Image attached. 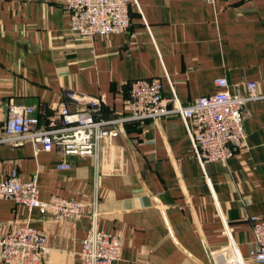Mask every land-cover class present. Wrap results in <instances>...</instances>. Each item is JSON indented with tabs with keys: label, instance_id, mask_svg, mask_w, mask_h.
I'll return each instance as SVG.
<instances>
[{
	"label": "crops",
	"instance_id": "1",
	"mask_svg": "<svg viewBox=\"0 0 264 264\" xmlns=\"http://www.w3.org/2000/svg\"><path fill=\"white\" fill-rule=\"evenodd\" d=\"M138 1L142 14L132 7L126 32L90 38L70 29L66 0H0V116L24 103L48 117L53 105H74L71 96H104L98 117L123 116L139 78L160 79L164 95L186 105L215 93L220 77L232 94L255 81L264 95V0ZM247 108V146L228 163H201L179 115L125 123L97 157L0 145V181L16 171L23 181L37 177L43 201L87 204L71 220L0 199V234L28 223L48 235L44 264H82L95 206L99 228L123 241L113 264H217L213 252L229 243L225 221L248 260L247 217L264 219V98Z\"/></svg>",
	"mask_w": 264,
	"mask_h": 264
},
{
	"label": "built area",
	"instance_id": "2",
	"mask_svg": "<svg viewBox=\"0 0 264 264\" xmlns=\"http://www.w3.org/2000/svg\"><path fill=\"white\" fill-rule=\"evenodd\" d=\"M214 2L215 0H203ZM69 27L83 37L126 32L131 26V10L138 0H66ZM142 14V13H141ZM217 91L183 104L176 93L166 97L163 83L158 78H139L131 83L129 96L124 100L126 115L101 118L105 97L71 96V102L53 105V114L46 117V109L37 105L11 103L6 117L0 116V145L15 147L31 142L37 149L60 148L65 155L98 156L104 141L120 134L125 123L160 120L179 115L186 124L197 159L221 161L229 159L247 146L244 120L250 115L249 101L264 98L257 93V83L247 81L245 94H232L226 77L216 79ZM47 120L42 122V118ZM70 163L59 164L67 168ZM37 177L21 180L14 171L0 181V199H12L28 208H39L42 214L56 218L79 219L87 204L75 199L54 196L49 201L38 197ZM254 234V246L245 259L232 237V227L225 221L229 243L213 252L219 257L217 264H264V219L248 215ZM123 241L118 235L107 233L98 226V213L93 208L91 227L82 240L79 253L82 264H113L121 257ZM48 235L28 223H18L8 232L0 234V261L9 264H44L50 253ZM223 257V261H222Z\"/></svg>",
	"mask_w": 264,
	"mask_h": 264
},
{
	"label": "rangeland",
	"instance_id": "3",
	"mask_svg": "<svg viewBox=\"0 0 264 264\" xmlns=\"http://www.w3.org/2000/svg\"><path fill=\"white\" fill-rule=\"evenodd\" d=\"M215 258L216 261H219V257L218 255L216 254V256H213ZM222 261H223V257H222Z\"/></svg>",
	"mask_w": 264,
	"mask_h": 264
}]
</instances>
